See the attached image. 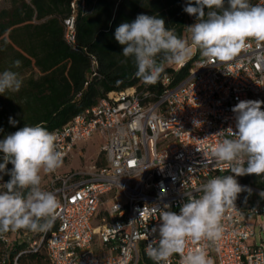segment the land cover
I'll list each match as a JSON object with an SVG mask.
<instances>
[{
  "label": "built area",
  "instance_id": "1",
  "mask_svg": "<svg viewBox=\"0 0 264 264\" xmlns=\"http://www.w3.org/2000/svg\"><path fill=\"white\" fill-rule=\"evenodd\" d=\"M250 3L264 5V0ZM70 6L64 38L74 47L76 13L85 10L86 0H72ZM91 60L95 69L96 56ZM240 100L264 101V48L254 41L226 64L198 55L183 78L164 74L153 90L138 83L108 92L52 131L63 161L79 142L99 134L101 164L97 159L88 169L51 172L41 188L56 194L60 216L46 233L21 229L0 234L5 250L23 246L0 264H20L23 255L43 250L50 264H153L145 251L153 236H143L158 226L160 212H179L187 194L199 196L197 189L208 179L231 174L227 165L212 161L211 151L225 138L217 132L235 131L232 108ZM0 175V182L10 179ZM245 177L236 179L257 198H245V208L235 202V209L226 210L218 242L188 240L186 252L206 247L214 264H264V247L252 243L255 230L249 222L251 216L264 217V175L257 183ZM168 264H180V256L174 254Z\"/></svg>",
  "mask_w": 264,
  "mask_h": 264
},
{
  "label": "clouds",
  "instance_id": "2",
  "mask_svg": "<svg viewBox=\"0 0 264 264\" xmlns=\"http://www.w3.org/2000/svg\"><path fill=\"white\" fill-rule=\"evenodd\" d=\"M194 4L188 0L183 9L197 20L186 27L191 42L166 28L164 19L156 15L139 14L134 21L121 23L115 29V40L123 46V56L134 59L135 76L144 84L155 85L165 65L187 63L193 46L212 64L233 61L248 49L250 41L264 48V5H253L250 0H194ZM20 65L19 60L14 61L15 67ZM22 84L18 73H0V94L19 91ZM262 104L264 101L240 100L232 108L235 131L229 127L216 133L225 138L212 149V161L227 165L231 174L208 179L197 189L201 195L187 194L179 212L161 211L158 226L146 229L143 238L153 236L145 249L153 264H168L174 254L180 256V264H214L206 247L186 252V244L188 240L218 242L223 236L226 210L236 208L240 193L252 192L240 185L236 177L264 175ZM9 123L15 126L18 122L9 117ZM56 141L57 134L40 124H25L0 140V173L10 177L0 182V234L21 229L46 233L60 216L56 194L41 188V172H54L63 164L64 154ZM204 156L207 161V153ZM260 196L264 198V192Z\"/></svg>",
  "mask_w": 264,
  "mask_h": 264
},
{
  "label": "trees",
  "instance_id": "3",
  "mask_svg": "<svg viewBox=\"0 0 264 264\" xmlns=\"http://www.w3.org/2000/svg\"><path fill=\"white\" fill-rule=\"evenodd\" d=\"M71 1L9 0L10 7L0 10V73L17 72L16 60L20 67L25 63L40 71L38 77H26L19 91L6 93L4 111L18 123L13 126L0 118L7 127L0 136L14 133L25 124H40L52 132L97 104L108 92L138 83L144 86L135 76L134 59L123 56V46L115 40V29L121 23H130L139 14L156 15L164 19L166 28L184 38L189 20H196L183 10L188 0H86L85 10L76 13V42L72 47L64 38L63 22L71 13ZM92 55L97 58L95 69ZM198 55L193 54L178 71L165 67L161 77L173 74L176 81L180 80ZM148 88L153 90L155 85ZM244 181L257 183L258 176L246 175ZM235 202L246 207L243 192ZM22 247L5 250L0 241V261L7 254L12 258ZM43 259L50 264L45 251L28 253L20 258V264H39Z\"/></svg>",
  "mask_w": 264,
  "mask_h": 264
},
{
  "label": "rangeland",
  "instance_id": "4",
  "mask_svg": "<svg viewBox=\"0 0 264 264\" xmlns=\"http://www.w3.org/2000/svg\"><path fill=\"white\" fill-rule=\"evenodd\" d=\"M9 7H10L9 0H0V10ZM196 22H197L196 20H189L187 27L193 25ZM190 37H191V33L188 31V29H186L184 38L188 39L189 42H191ZM195 53L201 55L199 49L193 46V54ZM165 66L177 67V65H165ZM16 73H18L19 78L22 81L30 75H34L35 77H38L40 75V71L37 67L32 65H27L25 63L23 64V66L19 67ZM7 92H11V90H6L4 93L0 94V118H3L5 120L6 119L9 120L7 114L4 111V106H3V99L5 98ZM0 129H2L3 132L7 131V127L3 126L1 122H0ZM102 144H103V140L99 134H95L91 139H89L86 142H79L75 150L72 152L71 157L67 161H63L62 166L57 169L58 172L63 173L72 170L88 169L89 166H91L94 162H96L97 159L99 160V162L102 161L103 160V158L101 157ZM50 176H51V172L50 173H45L43 171L41 172V177H42L41 187H43L46 184ZM243 196L245 198L254 200L257 198L258 195L252 192L251 195H249L248 192H243ZM249 222L255 230V236L252 239V241H254L256 245H262L264 247V217L255 218L254 216H251L249 218ZM14 237L15 236L13 235L12 239H15ZM39 264H48V263L45 261V259H43V261Z\"/></svg>",
  "mask_w": 264,
  "mask_h": 264
},
{
  "label": "crops",
  "instance_id": "5",
  "mask_svg": "<svg viewBox=\"0 0 264 264\" xmlns=\"http://www.w3.org/2000/svg\"><path fill=\"white\" fill-rule=\"evenodd\" d=\"M262 229V228H261ZM252 243H254V241H252Z\"/></svg>",
  "mask_w": 264,
  "mask_h": 264
}]
</instances>
